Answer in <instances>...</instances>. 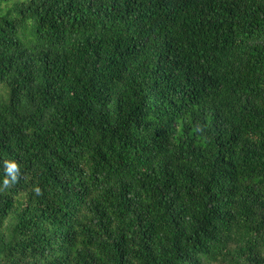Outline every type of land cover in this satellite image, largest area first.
Instances as JSON below:
<instances>
[{
    "label": "trees",
    "instance_id": "obj_1",
    "mask_svg": "<svg viewBox=\"0 0 264 264\" xmlns=\"http://www.w3.org/2000/svg\"><path fill=\"white\" fill-rule=\"evenodd\" d=\"M0 264H264V0H0Z\"/></svg>",
    "mask_w": 264,
    "mask_h": 264
},
{
    "label": "clouds",
    "instance_id": "obj_2",
    "mask_svg": "<svg viewBox=\"0 0 264 264\" xmlns=\"http://www.w3.org/2000/svg\"><path fill=\"white\" fill-rule=\"evenodd\" d=\"M14 165V164H13ZM8 181H7V178H5V183H7Z\"/></svg>",
    "mask_w": 264,
    "mask_h": 264
}]
</instances>
